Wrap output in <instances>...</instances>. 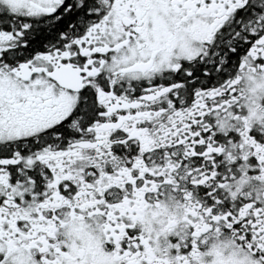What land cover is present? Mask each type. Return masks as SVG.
Returning <instances> with one entry per match:
<instances>
[{
	"label": "snow or ice",
	"instance_id": "1",
	"mask_svg": "<svg viewBox=\"0 0 264 264\" xmlns=\"http://www.w3.org/2000/svg\"><path fill=\"white\" fill-rule=\"evenodd\" d=\"M0 264H264V0H0Z\"/></svg>",
	"mask_w": 264,
	"mask_h": 264
}]
</instances>
